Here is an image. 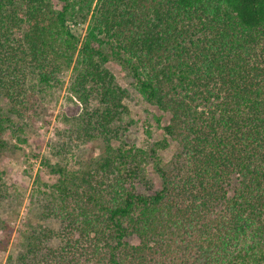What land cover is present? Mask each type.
Instances as JSON below:
<instances>
[{"label": "trees", "instance_id": "trees-1", "mask_svg": "<svg viewBox=\"0 0 264 264\" xmlns=\"http://www.w3.org/2000/svg\"><path fill=\"white\" fill-rule=\"evenodd\" d=\"M111 60L162 139L126 141ZM64 69L83 108L50 152L103 151L77 169L43 159L58 177L36 215L58 225L32 226L18 264H264V0H0V159Z\"/></svg>", "mask_w": 264, "mask_h": 264}, {"label": "rangeland", "instance_id": "rangeland-1", "mask_svg": "<svg viewBox=\"0 0 264 264\" xmlns=\"http://www.w3.org/2000/svg\"><path fill=\"white\" fill-rule=\"evenodd\" d=\"M87 26L88 22H83L74 32L82 37ZM108 67L115 74L119 84L128 89L124 103L128 107L129 115H125V120L133 118L134 123L126 132V141L138 145L147 144L146 127L152 128L153 140L162 139L163 130L158 127L156 117L153 116L160 115L161 111L148 104L139 92L129 85L128 75L119 63L111 60ZM60 77L63 86L50 89L43 96L36 95L31 104L29 103L25 117L27 141L19 143L10 134L6 135L17 147L6 150L0 159V185L4 189L2 195L0 194V264H18V254L32 226L39 223L41 227L58 225L54 222L47 224V221L43 222L42 219L40 221L36 215L39 213V198L41 190L45 188L44 183L52 184L58 177L50 172L43 159L51 158L53 162L67 163L70 168L77 169L88 165L93 157H98L103 151L100 141H90L82 143L79 147L75 145L67 157H62L63 160L54 157L50 152L51 146L59 140V133L66 128L65 117L78 115L83 108L82 103L67 88L71 71L64 69ZM168 118L169 115L165 114L164 123ZM123 126H126V123H123ZM175 150L174 142L168 148L161 149L165 162L173 156Z\"/></svg>", "mask_w": 264, "mask_h": 264}]
</instances>
